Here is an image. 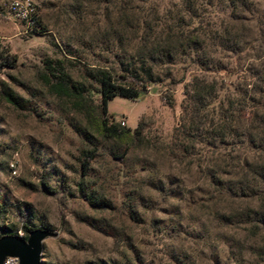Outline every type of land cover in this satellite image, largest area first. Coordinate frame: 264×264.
<instances>
[{
    "label": "trees",
    "instance_id": "16d2710c",
    "mask_svg": "<svg viewBox=\"0 0 264 264\" xmlns=\"http://www.w3.org/2000/svg\"><path fill=\"white\" fill-rule=\"evenodd\" d=\"M164 1L171 0H56L52 5L65 28L80 34L78 40L90 32V39L100 37L111 46L113 57L112 66L85 69L83 82L72 80L63 61L44 63V87L78 116L71 126L79 141L73 158L77 178L69 195L100 216L98 220L85 217L84 222L111 229V216L119 215L122 223L144 224L140 209L151 203L153 194L168 202L185 197L186 192L179 174L174 177L159 171L154 161L141 157L152 152L158 161L166 157L180 168L196 171L211 189L210 206L212 193L246 203L236 215H221L226 227L245 225L252 238L264 235V0L261 11L253 16L255 31L249 39L236 27L245 18L249 0H172L169 6ZM67 38L69 45L71 36ZM65 54H72L71 49ZM14 64L1 66L13 69ZM178 68L184 99L179 123L169 134L154 136L144 117L134 130L111 121L109 101L136 100L155 85L168 90L169 95L162 93L161 100L173 110L171 89L176 80L171 72ZM187 74L190 79L185 82ZM220 74L226 78L217 81L214 76ZM239 74L242 84L231 81ZM0 97L14 110L23 108L22 100L5 84ZM106 158L125 163L129 169L121 171L127 183L119 201L109 197L98 171ZM217 171L233 173L227 176ZM44 180L40 181L42 189L47 188ZM207 210L212 211V206ZM4 214L2 203V222ZM148 223L158 225L152 218ZM20 224L19 228L0 226V237L27 240L28 233L37 230L30 228L25 215ZM191 224L194 230L199 225L197 220ZM138 260L135 256L134 261Z\"/></svg>",
    "mask_w": 264,
    "mask_h": 264
},
{
    "label": "rangeland",
    "instance_id": "374dc122",
    "mask_svg": "<svg viewBox=\"0 0 264 264\" xmlns=\"http://www.w3.org/2000/svg\"><path fill=\"white\" fill-rule=\"evenodd\" d=\"M13 1L0 0V88L7 85L22 100L23 108L14 110L0 97V204L5 206L0 226L19 228L25 215L31 229H48L52 236L41 242L39 264H264V235L252 238L247 226L226 227L220 220L223 214L236 215L246 203L212 193V211L207 210L211 207V189L196 171L180 168L166 157L158 161L152 152L141 157L154 161L159 171L174 177L179 174L185 197L167 202L153 194L151 203L140 209L144 224L122 223L119 215L111 216V229L83 221L88 216L97 220L100 216L69 195L77 178L73 158L79 141L71 126L78 116L49 94L41 77L46 61L60 60L74 82H83L85 69L112 66V49L100 37L90 39V32L83 41L78 40L80 34L65 28L63 19L57 17V8L52 6L56 0H28L37 7L44 28L40 34H26L23 25L7 14ZM172 3L163 2L165 6ZM261 7V0H249L245 18L236 25L246 39L254 34L253 16ZM70 36L69 46L66 38ZM68 48L72 54H65ZM75 61L80 65L74 67ZM8 62L15 63L13 69L2 68L1 64ZM171 73L176 80L171 89L173 110L161 100L162 93L169 95L168 90L155 85L136 100L109 101L107 114L111 121H124L123 127L134 130L144 117L154 136L169 134L179 123L184 99L183 84L178 83L182 71L178 68ZM214 77L220 81L226 75ZM189 79L187 74L185 82ZM231 81L242 84L243 76L231 77ZM94 99L99 100L96 95ZM100 163L98 171L109 197L119 201L127 183L121 171L129 169L125 163L107 158ZM217 172L227 176L233 173ZM42 178L46 179V189L40 186ZM150 218L158 225L152 227ZM194 220L199 223L196 230L191 224ZM168 227L170 232L165 231ZM135 256L140 263L134 261Z\"/></svg>",
    "mask_w": 264,
    "mask_h": 264
},
{
    "label": "water",
    "instance_id": "95a60500",
    "mask_svg": "<svg viewBox=\"0 0 264 264\" xmlns=\"http://www.w3.org/2000/svg\"><path fill=\"white\" fill-rule=\"evenodd\" d=\"M50 236V231L37 229L28 233L27 240L14 236L0 237V264L6 258H16L19 264H39L41 242Z\"/></svg>",
    "mask_w": 264,
    "mask_h": 264
},
{
    "label": "built area",
    "instance_id": "2783aa9c",
    "mask_svg": "<svg viewBox=\"0 0 264 264\" xmlns=\"http://www.w3.org/2000/svg\"><path fill=\"white\" fill-rule=\"evenodd\" d=\"M7 14L14 20L20 22L26 34H40L41 27L37 7L28 0H15L7 8ZM120 126H124V121H119ZM13 175L16 171L12 172ZM22 236L21 233H19ZM3 264H19L16 258H6Z\"/></svg>",
    "mask_w": 264,
    "mask_h": 264
}]
</instances>
